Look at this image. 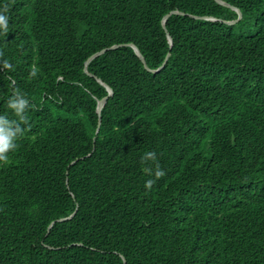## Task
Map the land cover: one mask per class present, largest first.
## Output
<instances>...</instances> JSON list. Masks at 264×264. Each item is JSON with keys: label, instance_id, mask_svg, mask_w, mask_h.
<instances>
[{"label": "trees", "instance_id": "trees-1", "mask_svg": "<svg viewBox=\"0 0 264 264\" xmlns=\"http://www.w3.org/2000/svg\"><path fill=\"white\" fill-rule=\"evenodd\" d=\"M222 1L0 0V264H264V0Z\"/></svg>", "mask_w": 264, "mask_h": 264}, {"label": "clouds", "instance_id": "clouds-1", "mask_svg": "<svg viewBox=\"0 0 264 264\" xmlns=\"http://www.w3.org/2000/svg\"><path fill=\"white\" fill-rule=\"evenodd\" d=\"M9 7L10 5L0 6V38L5 39L9 33ZM166 24V22H165ZM172 38V37H171ZM170 41V40H169ZM173 41V40H172ZM172 41L170 43L172 44ZM0 56H3V52L0 51ZM3 70L11 72L13 65L4 60L0 65ZM163 68V67H162ZM160 68V69H162ZM160 69L156 70L158 72ZM154 71V70H152ZM37 74L36 68L33 67L30 75L35 77ZM30 107V101L19 88H14L12 94L8 96L6 101L7 112L11 113L15 119L9 117L7 113L0 114V164H6L9 160V153L14 151L17 147V141L25 134V125L27 123L26 113ZM142 160L147 164L151 162L154 165L146 167L145 172L150 176H154L155 179H149L145 182V188L150 189L156 180L166 175L165 171L160 167L157 162V154L153 151L144 153ZM64 221L67 219H63ZM54 223L49 229L53 227Z\"/></svg>", "mask_w": 264, "mask_h": 264}, {"label": "water", "instance_id": "water-1", "mask_svg": "<svg viewBox=\"0 0 264 264\" xmlns=\"http://www.w3.org/2000/svg\"><path fill=\"white\" fill-rule=\"evenodd\" d=\"M216 1H217L218 3H220V4H222V5L229 6L228 4H226L225 2H223L222 0H216ZM233 9H236V10H237V12H238V14H239V19H241V18H242V12H241L239 9H237V8H234V7H233ZM172 14H179V15H182L183 13H182V12H179V11H174V12H172ZM169 16H170V15L166 16L165 19H164V22H163L164 27H165L166 19H167ZM196 18L211 19V20L214 19V18H210V17H196ZM234 23H235V22H230V24H234ZM169 40L172 41V38H171L170 35H169ZM116 47H118V46H115L114 48H116ZM133 47H134V49H135L137 55L140 57L141 61L144 63L145 68H146L148 71H151V72H152V70L146 65V60H145L144 56L141 54L140 50H139L136 46H133ZM104 52H105V50H103V51H101V52L95 54L94 56H92V57L86 62V67H88V65L90 64V62H91L93 59H95V58L98 57L99 55L103 54ZM168 58H169V55L167 56L165 63L167 62ZM165 63H164V64H165ZM161 68H162V67H161ZM153 72H155V71H153ZM105 86H106V85H105ZM106 87H107L108 92H109V97L112 96V95H113V90H112L110 87H108V86H106ZM107 99H108V97H106V98H104V99H102V100H100V101L98 102L97 112H98L99 115L101 114L102 109H103L104 106L106 105V103H107ZM99 126H100V123H99ZM71 218H72V217H71ZM60 221H64V220H60Z\"/></svg>", "mask_w": 264, "mask_h": 264}]
</instances>
